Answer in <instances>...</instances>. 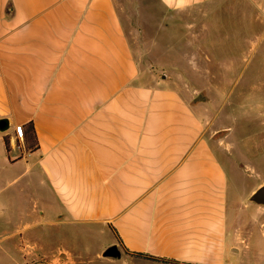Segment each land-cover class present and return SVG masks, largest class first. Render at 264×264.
<instances>
[{
  "label": "crops",
  "instance_id": "1",
  "mask_svg": "<svg viewBox=\"0 0 264 264\" xmlns=\"http://www.w3.org/2000/svg\"><path fill=\"white\" fill-rule=\"evenodd\" d=\"M247 1L264 15V0ZM139 76L115 0H0V255L13 258L19 236L29 252L56 240L74 255L118 239L127 258L236 264L209 121L178 89ZM29 122L35 150L15 133Z\"/></svg>",
  "mask_w": 264,
  "mask_h": 264
},
{
  "label": "rangeland",
  "instance_id": "2",
  "mask_svg": "<svg viewBox=\"0 0 264 264\" xmlns=\"http://www.w3.org/2000/svg\"><path fill=\"white\" fill-rule=\"evenodd\" d=\"M115 1L140 69L138 83L178 89L200 108L210 139L223 149L236 264H264V206L249 201L264 184V15L247 0L182 10L158 0ZM199 95L205 99L195 101ZM28 243L19 236L13 258L0 255V264H159L103 257L115 243L124 252L118 239L93 242L88 255L59 251L56 240L52 249L29 252Z\"/></svg>",
  "mask_w": 264,
  "mask_h": 264
},
{
  "label": "water",
  "instance_id": "3",
  "mask_svg": "<svg viewBox=\"0 0 264 264\" xmlns=\"http://www.w3.org/2000/svg\"><path fill=\"white\" fill-rule=\"evenodd\" d=\"M204 95H199L195 101L204 100ZM8 129V121L0 119V130L5 131ZM249 201L254 204L264 206V184L257 188L250 196ZM103 257L118 259L122 256V250L117 243L108 246L103 252Z\"/></svg>",
  "mask_w": 264,
  "mask_h": 264
},
{
  "label": "trees",
  "instance_id": "4",
  "mask_svg": "<svg viewBox=\"0 0 264 264\" xmlns=\"http://www.w3.org/2000/svg\"><path fill=\"white\" fill-rule=\"evenodd\" d=\"M22 129H23V137L26 140L28 149L29 150L37 149L38 148V143H37V140H36V135H35V131H34L33 122H29V123L23 125ZM30 139H34L35 140V145L31 144ZM5 142H6L7 149H9L7 138H5ZM112 230H113L114 234L116 235L117 232H116L115 228H112ZM129 254L131 256H134V257H137V258H141V259L150 260V261L179 264L175 260H169V259H165V258H160V257H156V256H153V255H150V254L142 253V252H131Z\"/></svg>",
  "mask_w": 264,
  "mask_h": 264
},
{
  "label": "built area",
  "instance_id": "5",
  "mask_svg": "<svg viewBox=\"0 0 264 264\" xmlns=\"http://www.w3.org/2000/svg\"><path fill=\"white\" fill-rule=\"evenodd\" d=\"M15 133L17 135L18 138L22 139L23 138V129L22 126H17L15 129Z\"/></svg>",
  "mask_w": 264,
  "mask_h": 264
}]
</instances>
